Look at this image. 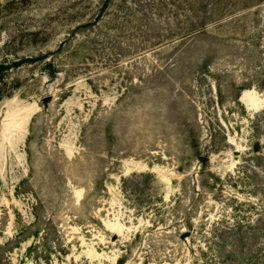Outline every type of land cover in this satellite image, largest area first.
Instances as JSON below:
<instances>
[{
	"label": "rangeland",
	"instance_id": "374dc122",
	"mask_svg": "<svg viewBox=\"0 0 264 264\" xmlns=\"http://www.w3.org/2000/svg\"><path fill=\"white\" fill-rule=\"evenodd\" d=\"M0 65V264H264V0H0Z\"/></svg>",
	"mask_w": 264,
	"mask_h": 264
},
{
	"label": "trees",
	"instance_id": "16d2710c",
	"mask_svg": "<svg viewBox=\"0 0 264 264\" xmlns=\"http://www.w3.org/2000/svg\"><path fill=\"white\" fill-rule=\"evenodd\" d=\"M2 69H3V67H2V65H0V74H1V72H2ZM201 161H203V160H205V159H200Z\"/></svg>",
	"mask_w": 264,
	"mask_h": 264
}]
</instances>
